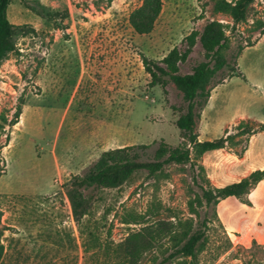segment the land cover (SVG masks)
<instances>
[{
	"label": "rangeland",
	"instance_id": "obj_1",
	"mask_svg": "<svg viewBox=\"0 0 264 264\" xmlns=\"http://www.w3.org/2000/svg\"><path fill=\"white\" fill-rule=\"evenodd\" d=\"M141 1H10L7 15L17 30L15 49L0 62V115L10 119L17 105L21 113L0 137L3 143L9 135L1 150V224L11 233L16 232L11 225L20 227L14 247L21 264H121L130 232L189 217L205 230L197 258L175 256L165 264H264V238L253 236L264 229V192L259 193L264 182L251 196V207L234 196L215 206L199 204L197 184L223 186L264 167V131L236 136V144L203 153L194 167L171 163L155 174L139 170L119 187L85 191L93 194L89 213L78 222L72 216L65 184L103 151L135 145L151 159L161 141L171 146L182 141L175 124L186 109L182 92L167 77L151 85L143 58L156 62L173 47L182 50L185 36L207 21L228 25L225 55L239 73L217 71L213 82L225 78L210 85L198 139L235 133L241 121L254 127L264 122V0H254L233 28L217 0H162L153 30L137 34L129 14ZM204 60L196 42L179 72ZM11 237L2 236L4 245L15 242ZM170 243L162 238L138 264L167 256ZM10 253L3 250L0 264L8 263Z\"/></svg>",
	"mask_w": 264,
	"mask_h": 264
},
{
	"label": "trees",
	"instance_id": "obj_2",
	"mask_svg": "<svg viewBox=\"0 0 264 264\" xmlns=\"http://www.w3.org/2000/svg\"><path fill=\"white\" fill-rule=\"evenodd\" d=\"M11 0H0V62L15 49L16 26L8 19L7 8ZM24 1V0H22ZM254 0H217L219 11L229 15L233 26L243 21L249 6ZM162 10V0H142L129 14V23L137 34L150 33ZM262 21L257 19L256 26L262 28ZM227 24L218 20L205 23L202 30H192L185 36V47L181 50L173 47L160 61L143 58L144 67L151 78V85L164 84L166 77L170 79L182 92L186 109L177 117L175 124L180 130L182 141L177 146H171L161 141L154 150L151 159H145L135 150V145H125L103 151L98 159L85 170L83 174H75L65 184V192L70 202L72 216L78 222L89 213L91 193L100 188L119 187L139 170H146L148 174H155L167 164H186L195 166V161L203 153L224 148L228 144H236V136L252 135L257 131H264V122L254 127L248 121H241L236 125L235 133H228L213 139L199 140L196 132L200 113L210 97V85L218 70L229 68L227 76L237 75L236 63H229L226 52L230 48V39L227 34ZM199 42L206 60L198 62L188 73H180L179 65L184 62L192 48ZM225 78V77H224ZM214 81L213 85L223 82V79ZM20 98V103H22ZM21 106L17 105L13 116L9 119L5 114L0 115V137L5 126H13L18 122ZM20 122V120H19ZM9 135L0 143V176L5 170V161L1 150L7 145ZM145 148L147 145H140ZM246 147H243L245 150ZM241 156V152L237 154ZM264 179V167L254 169L237 181L223 186L206 187L200 183L201 194L198 203L215 206L220 200L234 196L242 203L249 204L248 194L256 184ZM194 182H197L194 179ZM0 210V260L3 252L1 238L8 227L1 224ZM205 230L194 226L192 219L171 222L158 220L155 224H145L137 231L130 232L123 241L124 258L121 264H138L142 255L152 249L162 238L167 237L171 242V252L161 258L153 259L151 264H165L175 256L191 260L197 258V253L203 246ZM246 264H251L246 262Z\"/></svg>",
	"mask_w": 264,
	"mask_h": 264
},
{
	"label": "crops",
	"instance_id": "obj_3",
	"mask_svg": "<svg viewBox=\"0 0 264 264\" xmlns=\"http://www.w3.org/2000/svg\"><path fill=\"white\" fill-rule=\"evenodd\" d=\"M262 168V167H261ZM251 170H249V171H247L245 174H248V172H250ZM244 174V175H245ZM263 182H264V179L263 180H261V181H259L257 184H256V186L254 187V188H252V190L250 191V193L248 194V199L250 200V205L249 204H245V203H241L240 205H242V206H245V207H251L252 206V199H251V196L252 195H254L255 194V191H257L258 189H259V185L260 184H263ZM258 188V189H257ZM263 192H264V189H262V187L260 188V190H259V193L261 194H263ZM258 215V214H257ZM256 215V216H257ZM252 217V219L250 220V225L251 224H253V223H255L256 222V219H257V217ZM259 216V215H258ZM235 225V224H234ZM234 225L233 224H231L230 222H229V229H232V228H234ZM237 225V224H236ZM15 227L16 228V232H13V233H11L10 232V227L9 226H7L8 228L6 229V230H4V232L5 233H3V236H8V234L10 233L11 234V238H14V240H15V242H11V245H9V244H6V245H4L5 243H4V241L3 240H1V243L3 244V250H4V254L6 253L7 254V252H9V250H10V255L9 256H11V258H10V260L8 261V263L7 264H21L20 262H19V259H18V254H20V253H18V250L17 249H15V247H16V243L20 240V238L19 237H14V236H20V234H21V232H20V227L19 226H17V225H11V227ZM262 231H264V229H262L261 231H257V232H254V237L255 238H258V235H259V237H260V239H263L264 238V232H262ZM261 234V235H260ZM15 246V247H14ZM3 253V252H2ZM4 254H3V256H1V259H3L4 258ZM9 254V253H8ZM7 254V255H8ZM5 263V264H6Z\"/></svg>",
	"mask_w": 264,
	"mask_h": 264
}]
</instances>
